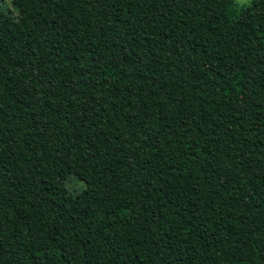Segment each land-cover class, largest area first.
<instances>
[{
    "label": "trees",
    "instance_id": "obj_1",
    "mask_svg": "<svg viewBox=\"0 0 264 264\" xmlns=\"http://www.w3.org/2000/svg\"><path fill=\"white\" fill-rule=\"evenodd\" d=\"M16 11L0 13V264H264V0Z\"/></svg>",
    "mask_w": 264,
    "mask_h": 264
},
{
    "label": "rangeland",
    "instance_id": "obj_2",
    "mask_svg": "<svg viewBox=\"0 0 264 264\" xmlns=\"http://www.w3.org/2000/svg\"><path fill=\"white\" fill-rule=\"evenodd\" d=\"M15 1L17 2V4L21 2V0H0V13L7 14L12 18H16L17 11H16ZM233 1L237 7H242L248 5L252 0H233ZM83 186L84 185L81 182L75 180L72 177L67 182V188L69 189V192L71 194L79 192Z\"/></svg>",
    "mask_w": 264,
    "mask_h": 264
}]
</instances>
